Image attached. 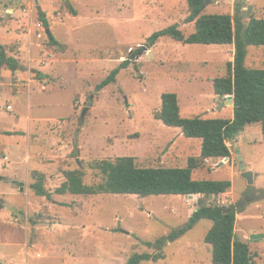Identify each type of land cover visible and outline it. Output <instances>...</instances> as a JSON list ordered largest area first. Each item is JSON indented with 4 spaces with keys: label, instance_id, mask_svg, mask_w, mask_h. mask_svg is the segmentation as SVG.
Listing matches in <instances>:
<instances>
[{
    "label": "rangeland",
    "instance_id": "obj_1",
    "mask_svg": "<svg viewBox=\"0 0 264 264\" xmlns=\"http://www.w3.org/2000/svg\"><path fill=\"white\" fill-rule=\"evenodd\" d=\"M67 1L75 15L66 9L64 0H0L1 44L9 55L15 56L20 48L26 57L31 32L33 61L27 71L47 92L54 90L30 88V115L65 121L62 128H57L56 121L41 122L46 128H33L29 146L23 136L0 134V147L20 142L10 152L9 162L0 161L1 264H125L133 253H156V239L185 225L200 199L207 204L237 205L246 188L239 159L253 173L256 191L254 200L236 213L235 233L247 241L256 264H264V142L256 125L239 147L229 145L234 161L208 160L192 171L194 179L230 180L231 187L217 196L55 192L70 170H81L85 184L100 182L101 176L91 165L101 160L132 156L142 167H185L189 157H198L199 139L186 138L178 128L155 118L163 93L177 94L184 118L233 116L227 105L218 108L222 99L214 95L212 86L215 77L226 73L233 45L183 44L161 37L152 47L146 46L153 32L172 24L185 36L194 32V24L185 22L186 0ZM233 5L234 0H215L201 13L232 15ZM242 6L245 22L250 17L264 18V0H242ZM37 7L54 43L48 36L42 35L41 40L35 36L42 34ZM123 62L127 67L119 70L115 83L96 91V85ZM245 65L264 68V45L246 48ZM9 78L14 83V73L2 70L0 88L6 92L0 96V110L5 114L0 121L9 129H25L27 91L7 85ZM17 90L19 96H15ZM10 102L11 112L7 109ZM46 137L52 140L47 142ZM27 151L29 167L23 160ZM2 153L0 160L5 158ZM37 173L43 175L44 188L54 190L50 198L35 193ZM15 178L21 181L14 182ZM39 223L37 232H33L35 227L24 231L25 225ZM211 225L201 220L174 241L163 240L162 257L140 264H212L211 246L204 242ZM187 243L192 247L188 249Z\"/></svg>",
    "mask_w": 264,
    "mask_h": 264
},
{
    "label": "trees",
    "instance_id": "obj_2",
    "mask_svg": "<svg viewBox=\"0 0 264 264\" xmlns=\"http://www.w3.org/2000/svg\"><path fill=\"white\" fill-rule=\"evenodd\" d=\"M188 15L186 23L194 24V32L185 36L177 24H172L153 32L146 40V46L152 47L159 38L167 37L183 44L222 45L234 47L232 61L226 62V73L212 80L214 94L222 99L233 96V116L231 118H184L180 115V106L176 93L161 94V105L155 118L167 127L178 128L186 138L201 140L198 157H189L185 167H142L135 163L132 156H118L113 160L94 162L91 168L98 171L101 181L85 184L82 171L70 170L64 173L66 180L55 189L58 194L95 195L132 194L138 197L150 195H197L198 198L217 196L231 187L227 179H194L192 171L204 165L206 160L223 159L231 156L229 144L241 134L246 126L260 127L264 142V68H250L245 65L246 48L264 45V18L243 19L242 0H234L233 14H202L204 0H186ZM66 9L72 14L76 11L67 0ZM39 17L48 28L44 14ZM50 42H55L49 36ZM134 56V53H131ZM127 62L121 63L99 82L95 90L100 91L115 83L116 75ZM2 69L11 72L22 70L18 60L8 54L5 45L0 43V74ZM137 69V66L135 67ZM38 181L34 191L39 196L50 198L43 186V175L36 174ZM0 207L2 201L0 199ZM243 210L242 205L222 206L207 204L202 199L182 227L170 232L164 238L155 241L156 253H133L125 264H140L142 261H156L162 257L163 240L174 241L201 220L212 222L204 236V242L212 249V264H256V255L247 241L241 240L235 233L236 213ZM148 246L152 244L147 242ZM1 264V262H0Z\"/></svg>",
    "mask_w": 264,
    "mask_h": 264
},
{
    "label": "crops",
    "instance_id": "obj_3",
    "mask_svg": "<svg viewBox=\"0 0 264 264\" xmlns=\"http://www.w3.org/2000/svg\"><path fill=\"white\" fill-rule=\"evenodd\" d=\"M13 11H14V9L13 10H11V13H13ZM8 13V12H7ZM44 29V28H43ZM43 29H41L42 30V35L43 36H46V34H45V30H43ZM32 33L30 32L29 34H28V41H27V50H28V53H27V50H26V54H27V56H26V54H25V56L26 57H24V53L21 51V49L19 48V50H17V54L15 55V56H13V55H11V56H13V57H15L17 60H18V62H20V64L22 65V70H17V71H15V72H11V71H9V72H11V73H14V83H12L11 81H12V79L11 78H9V79H7L8 81L6 82V84L7 85H10V84H12V85H14L17 89H26V91H27V100H28V104H27V112H28V116L26 117V121H27V124H26V128L25 129H19V130H15L14 128L13 129H9V128H7V127H5V126H2V124H1V121H0V134H6L7 136H12L13 134L14 135H16V136H23L25 139H26V145L27 146H29V144H27V139L28 138H30V134H32V130H33V128L35 129V127L37 128V127H39V129L41 128V129H43V128H46V125H42L41 124V122H47V121H56V123H55V125L57 126V128H62L63 126H64V124H65V121H64V119H58V120H54V119H44V120H40V119H34L31 115H30V110H32V107H33V104H32V101H33V98L29 95V90H30V88L33 86V85H36L35 86V90H41V91H43V92H46V93H51L52 91H54V90H52L51 92H47L46 91V87H45V85L44 84H42L41 82H39V84L37 83V81L33 78V77H31V73L29 72V70L27 71V69H28V67L29 66H31V62L33 61L32 60V57H31V48H33V43H34V41H33V37H32V35H31ZM36 36V35H35ZM36 38H38L37 36H36ZM41 38H42V36L40 37V38H38V39H40L41 40ZM49 38V37H48ZM1 43V42H0ZM229 45H232V44H229ZM23 56V57H22ZM24 60H25V62H24ZM39 62H42V61H39ZM27 67V68H26ZM26 69V70H25ZM2 70H7V69H2ZM2 70H1V72H2ZM26 72V74H23L22 75V73L23 72ZM0 76H1V74H0ZM5 88H3V89H1L0 88V96H1V94H2V92H6V90H4ZM55 90H58V89H55ZM19 91L17 90V91H14V93H15V96H19V93H18ZM215 95V94H214ZM216 96V95H215ZM221 102V101H220ZM219 102V103H220ZM7 105H10L11 106V109L9 110L10 112L13 110V106L11 105V102H10V104H7ZM7 105H5V107L7 106ZM227 105V107H229V108H232V105H228V104H225L224 106H226ZM223 106V107H224ZM72 111H73V113H74V107H73V105H72ZM5 116V114H3L2 113V111L0 110V118H3ZM252 125H250V126H246V128L244 129V131H243V133L244 132H246V134H239L236 138H235V140L233 141V142H231V143H228L229 145H234V146H237V147H239V143H241V141H245L246 139H247V137L250 135H252V133H251V130H250V127H251ZM257 126V125H256ZM260 127L258 126V129H259ZM13 133V134H12ZM10 134H12V135H10ZM43 135V134H42ZM262 137V136H261ZM52 139H51V137H46V141L47 142H50ZM258 141H259V137H258ZM199 142H200V144H201V140L199 139ZM15 144L16 145H10V144H7V145H3L2 147H0L1 149L0 150H2V155L5 157L4 159H1L0 161H6V162H9V157L10 156H13V155H10V152H12V150L13 149H15V148H13V147H19L20 146V142H15ZM230 148V147H229ZM58 149H61V145H59L58 146ZM238 149V148H237ZM49 151H50V149H48ZM59 151V150H58ZM51 152V151H50ZM231 152V151H230ZM59 153V152H58ZM237 153H239L240 154V150L238 149V152ZM199 154H200V152H199ZM10 155V156H9ZM229 158V157H228ZM23 160H24V162L26 163V164H28V167L31 165V156H30V152H26L25 153V155H24V157H23ZM229 160H231V161H234V157L233 156H230V158H229ZM228 160V161H229ZM206 161H208V160H206ZM2 165H1V163H0V167H1ZM15 181L14 182H16V181H19L20 180V178H15L14 179ZM21 181V180H20ZM21 186L22 185H24V182H22V183H19ZM21 189H22V187H21ZM33 189H34V187H33ZM49 191V193L51 192H53L54 190H48ZM58 194V193H57ZM191 196H197V195H191ZM55 205V204H54ZM61 205H63V206H67L68 204H61ZM197 208V207H196ZM195 209H193V211H194ZM14 220H18V218L17 217H15L14 218ZM41 223H39V224H34V225H31L30 226V224L29 225H25L24 226V231H31V227H35L34 229H33V232H37V230H39V225H40ZM27 233V232H26ZM33 234H35V233H33ZM26 236H27V234H26ZM189 245V246H188ZM192 246H190V244H188L187 243V248L189 249V248H191Z\"/></svg>",
    "mask_w": 264,
    "mask_h": 264
},
{
    "label": "water",
    "instance_id": "obj_4",
    "mask_svg": "<svg viewBox=\"0 0 264 264\" xmlns=\"http://www.w3.org/2000/svg\"><path fill=\"white\" fill-rule=\"evenodd\" d=\"M211 1L215 0H204L203 7L207 4L210 3ZM37 11L40 13L42 10L40 7H37ZM45 34L46 36H50V29L46 28L45 29ZM90 104V103H89ZM225 104L228 105H233V96L232 95H226L222 98V101L220 102V105L218 108L223 107ZM87 111V107L83 110V114ZM226 162H228L229 158L225 157L223 158ZM239 169H240V176L246 181V188L245 191L242 193L241 198L238 201V205H243L247 202L253 201L254 200V195L256 189L253 186V173L251 171H247L244 167V165L241 162V159H239ZM78 163V160H77ZM223 162H221L222 164ZM2 179V176H0V180Z\"/></svg>",
    "mask_w": 264,
    "mask_h": 264
},
{
    "label": "built area",
    "instance_id": "obj_5",
    "mask_svg": "<svg viewBox=\"0 0 264 264\" xmlns=\"http://www.w3.org/2000/svg\"><path fill=\"white\" fill-rule=\"evenodd\" d=\"M37 26L40 27L41 29H43V26H42V24H41L40 22L37 23ZM43 30H45V29H43ZM37 33H38V34H37ZM37 33H36V36H37L38 38H40V37L42 36V34H41L40 32H37ZM7 109L10 110V109H11V106L8 105V106H7Z\"/></svg>",
    "mask_w": 264,
    "mask_h": 264
}]
</instances>
